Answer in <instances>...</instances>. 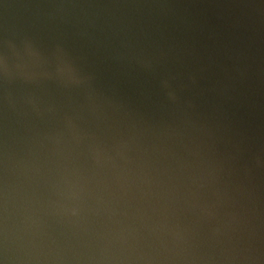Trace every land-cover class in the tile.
Instances as JSON below:
<instances>
[{"label": "water", "instance_id": "95a60500", "mask_svg": "<svg viewBox=\"0 0 264 264\" xmlns=\"http://www.w3.org/2000/svg\"><path fill=\"white\" fill-rule=\"evenodd\" d=\"M0 264H264V0H0Z\"/></svg>", "mask_w": 264, "mask_h": 264}]
</instances>
